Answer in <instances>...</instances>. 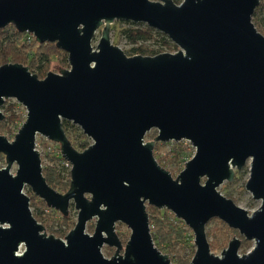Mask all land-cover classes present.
<instances>
[{
    "label": "water",
    "instance_id": "1",
    "mask_svg": "<svg viewBox=\"0 0 264 264\" xmlns=\"http://www.w3.org/2000/svg\"><path fill=\"white\" fill-rule=\"evenodd\" d=\"M258 5L0 0V30L11 25L38 44L54 43L69 65L43 79L21 64L0 66V122L8 99L27 112L12 140L0 135V264H172L154 245L147 206L170 211L192 231L189 264H264V36L252 22ZM115 21L145 24L178 51L127 56L111 44ZM62 121L77 125L92 144L75 149ZM152 129L156 137L145 142ZM38 135L57 144L71 166L65 193L43 177ZM180 141L195 153L173 178L153 149ZM247 163L244 188L261 202L251 214L217 190ZM25 188L62 217L74 207L76 222L64 240L36 221ZM213 219L253 241L252 248L239 255L241 240L233 237L214 255L206 236ZM117 223L130 231L124 248ZM103 246L115 248L111 258Z\"/></svg>",
    "mask_w": 264,
    "mask_h": 264
},
{
    "label": "trees",
    "instance_id": "2",
    "mask_svg": "<svg viewBox=\"0 0 264 264\" xmlns=\"http://www.w3.org/2000/svg\"><path fill=\"white\" fill-rule=\"evenodd\" d=\"M175 4H179L180 0H172ZM252 22L256 26L258 32L264 36V0H259V5L255 9L252 15ZM126 24L125 28L121 29V35L126 39L129 50L124 51L127 56L141 55V56H154L161 53L160 49H153L145 45L151 41L154 34H160L159 31L149 28L145 24H134L131 22H122ZM259 29V27H262ZM114 30V27L111 28ZM261 30V31H260ZM30 34H22L15 30L13 26H8L0 30V66L5 64H21L29 68L32 74H35L39 79H43L49 71V67L53 60H59L61 65L67 66V53L56 48L54 43H44L38 44L34 37L28 42L27 37ZM162 43L177 50V47L170 43L166 35L162 34ZM5 103V102H4ZM1 110L7 114V117L0 122V133H8V124H16L17 117L13 112V106H6L4 104ZM63 129L67 135L68 140L71 142L75 149L85 150L88 146L86 145V137L80 133L79 141L73 140L68 133L69 124L66 121H62ZM154 151V149H153ZM185 156V150L179 146L174 147L172 151V158L170 161L178 162L182 160ZM1 157V154H0ZM159 159L157 162L159 164ZM61 160V158H58ZM60 170L56 167L45 166L42 169L43 177L45 178L47 184L54 190L65 193L70 184V171L67 166H63ZM236 172L235 175H238ZM235 179H238L235 176ZM31 190L27 188V192ZM72 206V205H71ZM34 207L32 214L37 222H41V214L44 210L49 208L46 206L44 201L40 200L36 196H32L30 199V208ZM149 216V226L151 231V236L154 245L164 254H170L176 247L183 245L189 251V258L187 260L181 257L169 258L172 264H189L191 257L194 255L193 245L190 244L192 239L191 236L186 234V231L181 227V220H178L174 216L170 217L168 211L165 209L158 210L152 206H147L146 208ZM53 211V210H52ZM41 224V223H40ZM42 225V224H41ZM75 225L72 217L68 214L67 217H62V224L58 228L51 229L56 236H62L67 230H71ZM43 226V225H42ZM44 227V226H43ZM45 228V227H44ZM231 230V229H230ZM234 233H238L236 230H231ZM239 235V234H238ZM55 236V237H56ZM240 236V235H239ZM241 237V236H240ZM58 238V237H56ZM242 241L244 238L242 237Z\"/></svg>",
    "mask_w": 264,
    "mask_h": 264
},
{
    "label": "rangeland",
    "instance_id": "3",
    "mask_svg": "<svg viewBox=\"0 0 264 264\" xmlns=\"http://www.w3.org/2000/svg\"><path fill=\"white\" fill-rule=\"evenodd\" d=\"M151 1H158V0H151ZM182 0H180V3ZM179 3V4H180ZM255 26V25H254ZM114 27V30H111L110 34V39H111V44L114 46L119 47L122 51H127L129 50L130 46L128 45L126 39L121 35V29L126 27V24H123L121 21H115L111 28ZM256 28V26H255ZM262 27H259V29H262ZM261 31V30H260ZM100 33L97 32L95 34V38L92 41V46L95 47L97 45V42L99 40ZM170 43H172L170 40H168ZM145 45L149 46L150 48L153 49H160L161 53H175L178 51L172 49L171 47H168L164 43H162V35L160 34H154V37L151 41L144 43ZM173 44V43H172ZM60 69H68L69 65L67 66L61 65L59 60H53L49 67L48 72H55L58 73ZM6 106H13V112L15 113L17 117V123L16 124H8L9 131L0 133V135H3L7 137V139L12 140L14 138V135L17 133L18 129L21 127L23 122L26 119V109L19 104L15 99H8L5 101ZM3 104V105H4ZM2 111V110H1ZM5 117H7V114L2 111ZM69 126L67 128L68 133L70 137L75 140L79 141V134L82 133L81 129L77 126L72 124L71 122L66 121ZM83 134V133H82ZM84 135V134H83ZM157 135V131L155 129H152L149 131L145 137L144 141H151L153 138H155ZM85 136V135H84ZM86 137V136H85ZM86 145L89 146L92 144V140L90 138L86 137ZM37 144L38 148L41 151V160H42V165L43 167L48 166V167H56L60 170H62L63 166H67L65 164V161L58 160L60 158L59 155V146L55 143L50 142L46 138L42 136H37ZM179 146L180 148L185 150V156L182 160H179L177 163L170 161L172 158V151L174 150V147ZM78 151H81L78 149ZM195 153V149L191 146V144L188 141H180V142H167V143H156L154 146V157L156 160L159 159V165L167 170L173 178L177 176V174L184 169L185 163L189 161L192 156ZM5 166V161H4V156L1 155L0 157V169ZM68 168V167H67ZM70 170V168H68ZM16 171V165L14 164L11 168V173L14 174ZM239 174L235 175L238 179H235L232 182H223L217 190L225 197L231 199L237 206L240 208L246 210L249 214H251L254 210H256L261 202L254 200L251 196V194L245 190L244 185L245 182L247 181L249 177V170H248V163L247 165L240 171H238ZM236 174V173H235ZM204 179L202 180V182ZM24 192L29 196L31 199L33 194L32 192H27V188H25ZM35 211V208L32 207L31 211ZM168 211V210H166ZM168 214L170 217L174 216L170 211H168ZM69 215L72 217L73 221L76 222V217H77V212L74 209L73 206H70L69 208ZM175 217V216H174ZM41 224L45 227V231L48 235H53L56 236L53 232H51V229L54 227V229L58 228L59 225L62 224V215L52 209L44 210L43 213L41 214ZM181 227L183 230L186 231V234L188 236H191L192 239L190 241V244L193 245L194 248V253H195V246L193 244V234L192 231L182 222ZM94 230V220L90 221L87 226H86V232L89 234H92ZM233 230V229H231ZM230 230V228L221 222L218 219H213L211 220L207 226H206V236L207 240L209 242L210 246V251L214 254L219 256L222 252L223 249L227 248V245L229 241L233 237H237L241 240V245L238 251L239 255H243L246 252H248L252 246L254 245L253 241H242V236L240 237L238 233H234ZM115 231L118 236H121L122 238H127L129 235V229L121 223H117L115 226ZM69 230L65 232L64 235L62 236H56L60 239L65 238V236L68 234ZM24 250V247L21 246L19 251L20 253ZM101 252L104 257L110 258L112 256L113 251L109 250V247L103 246L101 249ZM170 255L174 258L176 257H181L184 260H187L190 256L189 251L186 247H184L182 244L176 247V250H173L170 252ZM193 257V256H192ZM191 257V259H192ZM191 259H189L191 261Z\"/></svg>",
    "mask_w": 264,
    "mask_h": 264
},
{
    "label": "built area",
    "instance_id": "4",
    "mask_svg": "<svg viewBox=\"0 0 264 264\" xmlns=\"http://www.w3.org/2000/svg\"><path fill=\"white\" fill-rule=\"evenodd\" d=\"M32 38H33V36H32V35H29V36L27 37L28 42L31 41ZM36 139H37V137H36ZM50 142H51V141H50ZM52 143H53V142H52ZM35 150H37V152H39V154H40V156H41V151H40L39 148H38V144H37V141H36V140H35ZM58 156H60V158L62 159L61 154H60V150H59V155H58ZM62 160L65 161L64 159H62ZM65 164L67 165L68 168L71 169V166H70L69 163H67V162L65 161ZM69 171H70V170H69ZM18 253H20V251H19Z\"/></svg>",
    "mask_w": 264,
    "mask_h": 264
},
{
    "label": "flooded vegetation",
    "instance_id": "5",
    "mask_svg": "<svg viewBox=\"0 0 264 264\" xmlns=\"http://www.w3.org/2000/svg\"><path fill=\"white\" fill-rule=\"evenodd\" d=\"M40 158H41V156H40ZM41 165H42V160H41ZM42 169H43V165H42ZM45 232H46V231H45ZM129 233H130V232H129ZM128 237H129V235H128ZM128 237H127V238H122L121 236H118V238H119V240H120L121 245H122L123 248H124V246H125V244H126V242H127V240H128ZM107 247H109V246H107ZM109 250H110V251H113V254H114V252H115V248H114V247H109ZM122 253H123V251L120 252V254H122ZM113 254H112V256H113ZM112 256H110V258H111Z\"/></svg>",
    "mask_w": 264,
    "mask_h": 264
}]
</instances>
